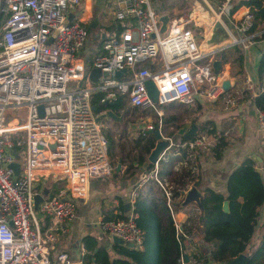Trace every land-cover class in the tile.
<instances>
[{
	"label": "built area",
	"instance_id": "obj_1",
	"mask_svg": "<svg viewBox=\"0 0 264 264\" xmlns=\"http://www.w3.org/2000/svg\"><path fill=\"white\" fill-rule=\"evenodd\" d=\"M233 3L214 0L210 31L218 23L229 37L228 46L242 49L264 42L256 40L261 31L247 33L251 15L246 8L231 12ZM109 10L110 29L101 32L98 42L88 44L81 0H0V264L75 263L68 253L51 257L50 250L56 234H65L75 219L76 200L86 197L88 182L111 170L103 132L104 120L111 119L107 109L94 113L93 93H102L101 102L120 97L123 107L114 112L120 116L129 108L160 118L162 107L179 103L190 109L198 98L221 97L227 105L234 104L233 98L222 95L220 78L212 72L214 54L221 48L203 50L205 31H193L188 26L193 19L168 18L160 36L159 13L148 0H109ZM93 69L98 75L91 80ZM119 70L124 71L116 78L114 72ZM147 80L155 87L154 101L147 94ZM5 108L22 111L23 118L9 122ZM256 123L264 143V112L257 109ZM167 139L168 146L136 186L148 183L159 189L173 220L172 183L157 174L159 160L170 152L172 141ZM202 139L183 144L187 153L175 171L198 172L192 150L205 148ZM10 162L19 164L16 175L7 167ZM42 179H51L58 190L43 195ZM189 187L179 189L185 192ZM135 195L132 190L123 217L97 225L101 233L140 248L143 234L131 210ZM41 218L46 220L44 227ZM174 227L177 234L176 222ZM194 237L182 235V249ZM179 260L184 264L181 255Z\"/></svg>",
	"mask_w": 264,
	"mask_h": 264
},
{
	"label": "trees",
	"instance_id": "obj_2",
	"mask_svg": "<svg viewBox=\"0 0 264 264\" xmlns=\"http://www.w3.org/2000/svg\"><path fill=\"white\" fill-rule=\"evenodd\" d=\"M242 7L246 8L251 15V26L247 33L261 31L256 40H263L264 0H234L231 12ZM91 25L92 27L96 26V21L93 20ZM110 27H107V31ZM119 27L120 25H118ZM100 35L101 33L98 34V38ZM242 51L243 49L239 45H230L215 53L214 59L220 60L222 64L232 62L231 64L236 67L234 74H238V77L242 78ZM256 79L258 89L254 94L248 90L239 89L235 93L233 91L222 92V95L233 98L234 105L249 100L257 110L264 112V49L260 51L256 65ZM101 98V92L91 95V106L95 114L106 109L117 113L123 107L120 97L108 102H101ZM166 121L174 122L175 118L171 116ZM156 128L157 126H154L152 130ZM202 132L214 139L209 149L212 151L214 160H219L229 140L223 131L217 132L213 123L209 121L200 124L196 132L187 137L178 133H169L168 137L172 141L170 152L166 154V159L158 162V176L160 178L168 177V181L173 186L170 190L172 211H183L187 214L177 234L160 191L156 194L151 185H148L141 192L139 188H136V182L132 185V190L136 192V195L131 210L136 215L135 224L143 234L141 247L133 248L124 243L123 245L110 244L109 249H106L98 243L95 236L87 234L80 239L82 247L80 261L82 264H180V255L184 264H228L240 253L248 257L246 264H264V225L261 227L255 248L248 247L258 219L259 209L264 202L262 176L255 168L251 158H243L228 174L224 194L206 187L200 189V206H192L191 209L186 210L188 204L181 205L184 192L179 188L190 185L199 189V172L193 175L185 169L174 172H171L170 169L186 156L187 151L183 144L193 141L197 138L198 133ZM104 134L107 139V151L110 153L113 149L112 141L107 130L104 131ZM153 145V135L140 129L132 141V149H138L139 155L136 161H129L128 168L134 169L130 174L133 175L134 172L140 171V178L152 169L153 164L146 161V156ZM175 151H178L179 154L173 155ZM192 152L198 162V152L195 150ZM197 169H199L198 164ZM58 188L51 185L49 193H55ZM176 197L178 199L173 200ZM223 201H227V211L222 209ZM117 208L120 214H110L106 217L102 215L101 221L123 217V204L120 201ZM195 233L201 235L202 242L208 247L196 245L195 253L187 255L183 251L184 248L182 249L180 246L182 235Z\"/></svg>",
	"mask_w": 264,
	"mask_h": 264
},
{
	"label": "crops",
	"instance_id": "obj_3",
	"mask_svg": "<svg viewBox=\"0 0 264 264\" xmlns=\"http://www.w3.org/2000/svg\"><path fill=\"white\" fill-rule=\"evenodd\" d=\"M245 8H240L237 11H242ZM225 30L223 26L214 27L211 31L205 33L204 42L215 38L216 36L224 37ZM224 38L222 42L218 44H213L208 50L215 48H224L228 46L229 43L224 44ZM264 49V42H258L255 45L249 46L243 49V59H242V79L253 83L257 82L256 79V65L259 59L260 51ZM206 51V50H204ZM226 64V63H225ZM221 63L220 75L224 73V65ZM220 79L228 80L230 83L229 91L237 92L235 78L238 79V74H230L229 77L226 75L220 76ZM241 89V88H240ZM204 100L198 98L195 107L190 108L188 118L193 120L191 124H195L198 128L203 122H212L217 131H223L226 137L231 139L228 141L227 146L223 149L221 157L219 160H213L207 155V147L198 149V165H199V189L209 188L213 191L225 193V183L228 174L233 170V168L245 157H249L253 160L255 168L259 171L262 176L263 186H264V143L262 142L261 135L257 129L256 123V108L253 106L252 102L249 100L242 101L237 106L230 108H222L214 110V105L216 100L208 101L210 103V109L203 110L200 107L203 105ZM197 108V109H196ZM197 110V111H195ZM241 122V124L239 123ZM190 121L187 125L182 126L184 130L188 129ZM181 127V128H182ZM180 129V128H179ZM178 129V131H179ZM177 131V133H178ZM214 142V141H212ZM209 141L205 142V146H209ZM176 162L170 169L175 171ZM135 166V162L133 164ZM120 170L115 169L114 175L100 177L88 182L87 195L84 199L76 200V217L72 220L69 225L67 232L65 234H56L52 249L50 250V256L54 257L57 253L64 252L68 253L71 258L79 257L77 261H80V255L82 254V247L80 243L81 237L90 234L97 238L98 243L109 249L111 243L110 239L101 233L97 223L102 219L101 216H108L110 214H118L119 201L123 204L129 203V194L132 191L133 183H136L140 176V171L134 175L128 173L127 178L121 179ZM103 179V180H101ZM137 179V180H135ZM48 180L53 183L51 179ZM98 180V181H96ZM137 184V183H136ZM135 184V185H136ZM145 183L139 189L142 192L148 186ZM54 185V183L52 184ZM45 189L46 194L49 195V188L42 187ZM137 188V186H136ZM159 191V189H158ZM161 193V192H160ZM45 194V195H46ZM178 199V197L173 198V200ZM192 206H197L194 203H189L187 209H191ZM180 215V216H178ZM178 217V219H177ZM187 214L183 211L173 212V220L178 225H181L185 221ZM40 224L44 227L47 223L43 218L40 219ZM264 225V202L259 209V215L254 227L253 235L250 239L249 246L256 244L261 231V227ZM194 238L191 242L184 243V252L189 255L195 253V249L192 246L204 245L201 241V235L199 233L194 234ZM205 246V245H204ZM189 247V248H187ZM75 261V262H77Z\"/></svg>",
	"mask_w": 264,
	"mask_h": 264
},
{
	"label": "rangeland",
	"instance_id": "obj_4",
	"mask_svg": "<svg viewBox=\"0 0 264 264\" xmlns=\"http://www.w3.org/2000/svg\"><path fill=\"white\" fill-rule=\"evenodd\" d=\"M148 1L150 7L153 10L157 11L158 13L166 14L168 18L183 17V18L193 19L188 24V26L193 31H202L204 28L205 33H207L211 29L210 28L211 20H212L211 11L213 10L214 0H148ZM205 1L207 2L205 3ZM81 2L83 5V13L85 17L84 20L87 24V30L89 33L88 44H93L99 41L98 34L101 33L102 31H107V27H110L111 25L109 0H81ZM93 20H95L97 24L94 27H92L91 25ZM223 38L225 39L224 44L229 43V37L225 32L224 37H219L215 35V38L209 40L206 43L204 42L202 46L203 50H208L213 44H218V42L220 41L222 42ZM231 63L229 62L226 64L224 63L225 64L223 68L224 73L220 76L226 75L227 77H229V71L230 74H232L236 70L235 65ZM228 84L230 85L229 81ZM235 84L237 89L236 91H239V89L241 88V90L245 89L248 90L251 94H254L255 91L258 89L257 82L253 83V85L250 82L249 84H247L246 81L241 77H238V79L235 78ZM216 101L217 102L213 107L214 110L215 109L220 110L222 108L231 107L230 105H227L224 102V100L221 99V97ZM238 104L239 102L237 103V105ZM209 105L210 103L204 100V103L200 107V110L201 108L205 111L210 109L211 107ZM237 105L233 104L232 107ZM189 110L190 109H187V107L179 103L166 105L165 107L161 108L162 115L160 118H158L154 113L149 111H140L137 109L129 110V108H125L122 113L120 122H115L113 120L107 121V119L104 120V123H106V128H104V131L105 130L108 131L113 146V149L110 153L107 151V159L111 167L109 176L113 177L115 169H119L121 171L120 172L121 179L127 178L128 176H124V175H128V173L133 172L134 170L133 168L130 169L128 168L129 161L131 160L136 161L139 152L138 149H132V141L140 129L145 128V126L149 124L153 127L157 126L158 121L160 120L161 121L160 133L162 134L163 137L169 138L171 141V138L168 137L169 133L175 134L177 133L179 128H181L184 125H187L189 121L190 123H192L194 122L193 120H197L196 117H194L193 119L188 118L187 115L189 114ZM21 114L22 111L11 108H5V116L7 117V120L11 123L13 122V118L22 119L23 117H20ZM171 116L175 118V121L174 122L166 121V119ZM195 122H198V120ZM215 130L217 131L216 128ZM201 138H203L201 141H205V142L209 141L208 144L209 146H205L207 147V155L208 157H211L214 160L212 156V151L209 149L213 144L212 141H214V139L210 135L204 132L198 133L196 140ZM227 139L230 140L231 136H229V138L227 137ZM137 172L138 171L134 172V174ZM95 179L97 178L91 180L94 181ZM165 179L168 180V177H166ZM53 183L49 182L48 180H43L41 186L49 188ZM151 187L156 194L159 192L154 185H151ZM192 211L194 210L192 209ZM171 213L173 215L172 207H171ZM105 236H107L109 239L111 238V236L108 235ZM256 244L252 245L251 248H255ZM192 247L193 249H195V246Z\"/></svg>",
	"mask_w": 264,
	"mask_h": 264
},
{
	"label": "water",
	"instance_id": "obj_5",
	"mask_svg": "<svg viewBox=\"0 0 264 264\" xmlns=\"http://www.w3.org/2000/svg\"><path fill=\"white\" fill-rule=\"evenodd\" d=\"M70 18H71V15L68 16V19H70ZM158 22H159L158 35L162 36L165 33V31L167 29V26L169 24L168 16L166 14L159 13ZM215 27H220V25L218 23H216ZM211 66H212L213 74L217 75L218 77H220V69H221L220 60L213 59L212 63H211ZM123 71L124 70L115 71L114 72V76L116 78H118L119 75ZM97 75H98V70L93 69L89 73V78L91 80H94ZM102 75H106V73L103 72ZM145 87H146L148 96L150 97V99L152 101H154L155 97H156V90H155V87H154L153 83L150 80H147L145 82ZM221 87H222V91L223 92L229 91V89L231 88L230 85L228 84V80L221 81ZM37 108H38V113L41 116L42 115V105H38ZM106 116L108 118H110L111 120L115 121V122H120V120H121V116L115 114L110 109H107ZM239 123L241 124V122H239ZM196 130H197L196 125L195 124H191L190 127L188 129H186V130H184L183 128H180L179 131H178V134H182L184 137H187L189 135H193L196 132ZM143 131L145 133H148V134L151 133L153 135V137H154V145L150 149L149 153L146 156V161L148 163L154 164L155 161H157L160 153L168 146L169 140L166 137H163L158 129H155V130H143ZM14 157L16 158V155H14ZM7 167L12 171L13 175H16L17 172H18V169H19V164L17 162H10V163L7 164ZM42 194L43 195L46 194L45 189L42 190ZM200 196H201L200 192L196 188L190 186L184 192L181 205H187L189 203H194L197 206H200V201H199ZM129 206L130 205H129L128 202L125 203L124 204V211H127L129 209ZM222 209L224 211H227V201H223ZM178 228L180 229V225H178ZM110 239H111L110 241H111L112 244H115V245H123L124 244V242L121 239H119L118 237L112 236ZM71 259L73 261H77L79 259V257H74V258H71ZM247 261H248V257L245 254L240 253L236 257H234L232 260H230L228 262V264H246ZM73 264H82V263L75 262Z\"/></svg>",
	"mask_w": 264,
	"mask_h": 264
},
{
	"label": "bare ground",
	"instance_id": "obj_6",
	"mask_svg": "<svg viewBox=\"0 0 264 264\" xmlns=\"http://www.w3.org/2000/svg\"><path fill=\"white\" fill-rule=\"evenodd\" d=\"M219 81L221 82L222 80H221V79H219ZM178 216H180V215H178ZM177 219H178V217H177Z\"/></svg>",
	"mask_w": 264,
	"mask_h": 264
},
{
	"label": "flooded vegetation",
	"instance_id": "obj_7",
	"mask_svg": "<svg viewBox=\"0 0 264 264\" xmlns=\"http://www.w3.org/2000/svg\"><path fill=\"white\" fill-rule=\"evenodd\" d=\"M190 125H191V123H190ZM190 125H189V127H190ZM189 127H188V128H189ZM182 128H183V127H182Z\"/></svg>",
	"mask_w": 264,
	"mask_h": 264
}]
</instances>
